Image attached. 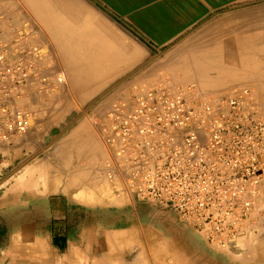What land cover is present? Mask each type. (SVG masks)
I'll return each mask as SVG.
<instances>
[{
  "label": "crops",
  "instance_id": "1",
  "mask_svg": "<svg viewBox=\"0 0 264 264\" xmlns=\"http://www.w3.org/2000/svg\"><path fill=\"white\" fill-rule=\"evenodd\" d=\"M23 6L28 10L40 6L41 14L31 17ZM13 7V11L2 10L0 17L28 24L35 17L42 21V30L29 25L28 31L50 46L43 74L52 85L40 94L31 93L25 101L34 116L31 129L9 146L0 147V174L17 168L10 178L9 204L3 207L10 206L17 217L27 215L26 221L12 224L11 229L18 231L15 236L0 242V264L8 260L11 264H172L170 237L174 252L210 264L207 244L189 232L187 225L164 221L150 227L132 218L136 207L113 204L106 208L99 204L96 189L83 190L87 183H97L104 176L107 162L92 119L98 121L115 100L95 101L99 86L114 84L131 69L145 65L148 54L155 55L194 31H213L219 38L233 32L234 39L226 43L224 51H213L214 62L224 66L213 69L211 84H221L223 77H219L226 75L227 53L233 54L229 59L235 62L234 72L242 74V45L235 40L250 38L251 62L258 59L256 40L264 39V0H15ZM53 38L59 39L58 46L50 41ZM66 69L77 71L68 82ZM106 69L118 72L112 77L98 72ZM55 75H62L64 84H53ZM196 78L208 82L203 76ZM81 113L89 125L82 120L69 124V119ZM59 119L63 125L69 124L67 133L63 140L52 141L61 130H50V125ZM260 209H264V196L242 243L241 253L248 255V262L237 264H264ZM158 210L160 216L168 215V211ZM39 235L46 239L43 245L49 253L42 251L41 260L34 254L41 244ZM160 252L162 256H156Z\"/></svg>",
  "mask_w": 264,
  "mask_h": 264
},
{
  "label": "built area",
  "instance_id": "2",
  "mask_svg": "<svg viewBox=\"0 0 264 264\" xmlns=\"http://www.w3.org/2000/svg\"><path fill=\"white\" fill-rule=\"evenodd\" d=\"M34 38L0 30V147L31 129L25 101L52 85L43 74L50 46ZM93 124L107 155L104 177L120 187L119 198L169 209L219 249L248 234L264 196V103L250 88L205 94L195 84L158 83L115 100Z\"/></svg>",
  "mask_w": 264,
  "mask_h": 264
},
{
  "label": "rangeland",
  "instance_id": "3",
  "mask_svg": "<svg viewBox=\"0 0 264 264\" xmlns=\"http://www.w3.org/2000/svg\"><path fill=\"white\" fill-rule=\"evenodd\" d=\"M0 12L2 10H10L13 11V3L15 0H0ZM25 1V0H24ZM3 3H6V5ZM31 11L28 10L27 7L23 6L22 9L25 11V13L29 14L31 17H33L32 14L38 15L41 14V8L40 6H31ZM33 12V13H31ZM1 15V13H0ZM35 21L32 23H24V22H15L11 20H7L6 18L0 17V30L4 34L5 37L9 35V32L12 30H25L28 31L29 25H34L36 29L42 30L43 29V23L40 20H37L35 17ZM231 30V29H229ZM228 35L226 37H216L214 36V32H200V31H194L189 36L184 37L180 39L178 42L174 43L173 45L169 46L165 50H161L155 53V55L148 54L145 65H142L140 68L136 67L134 69H131V71H128L126 74L121 76L120 78H117L114 82V84L110 86H99V90H101L98 98L95 102H101L106 101L109 99V101L112 100H121V101H127L131 99L134 95L139 93L141 90L152 87L158 83H162L165 86H167L169 89L174 90L177 87L180 86H187L190 84H195L198 89L205 94L213 93L216 91H224L229 90L234 87L238 86H246L250 88L253 93L255 94L256 98L264 103V39H257L256 41H259V47H258V54L256 61L251 62V56L249 55V51L251 50V39L244 37L242 39L235 40L237 45L240 47L242 45V58H243V67H242V74L238 72H234L235 62L233 59H229V57L233 54L227 53V71L226 75L222 74L220 79L223 77V79L220 81L221 84H211L214 82L212 80L214 72L216 70H213L215 67L220 66L221 68L224 66L223 63L216 64L213 60L214 54L213 51H224L227 42H230V40L233 38V32L228 31ZM34 39L36 42H41L42 37L37 36V34H33ZM40 35V34H39ZM52 44L55 46H58L59 39L53 38L50 39ZM202 49L201 53H198ZM138 56V54H137ZM186 59V60H185ZM74 65V64H73ZM106 65V64H105ZM212 71V73H211ZM76 70L74 69H66L65 77L66 81L72 80V75L76 74ZM84 73L91 74V71L85 70ZM100 74L106 75V77H112L114 73L118 71H111V70H101L98 71ZM197 76H203L205 77L204 80L208 82H204L201 79L196 78ZM211 77V80L208 78ZM211 81V83L209 82ZM85 113H81L79 117H74L72 119H69V124H71L75 120H82L85 123L89 125V123L86 120V117L84 115ZM62 119L57 120L56 122H53L50 125V130L53 129H59L61 132L57 136H52V141L57 140H63L64 136L67 133V127L69 124L63 125L60 123ZM94 120L92 119V123ZM12 174H17V168L13 167L8 168L5 172H2L0 174V242L3 241V243L6 242L7 239L11 238L14 234L18 232L17 230H12L11 226L12 224H15L16 221H26L27 215L25 216H19L17 217L16 214H12L10 212V206L3 207L5 204H9L10 195H11V184H10V178ZM107 183V184H106ZM21 184V181H20ZM107 185V187H106ZM91 186L93 189H96L99 193L100 199L99 204L101 206L108 207L107 205H113L116 206H134V210H132V218L136 221H141L147 223V225H151L150 227H153L155 223H162V222H178L181 224L187 225L184 221H182L177 215H175L173 212H171L167 208H163L160 205L156 203H150V202H137V201H129L126 198L123 197H114L116 192L119 191L120 187L118 188L117 185L112 184L110 181H108L104 176L99 178V181L97 183H87V187L83 188V190L89 191L91 189ZM2 195V196H1ZM107 196H112V198H107ZM117 196V195H115ZM121 201V203H113L114 201ZM2 205V206H1ZM162 209L168 211V215L166 216H160V211L158 210ZM2 211V212H1ZM156 211V212H155ZM162 212V211H161ZM172 213L173 215L169 214ZM111 215V214H110ZM110 215H106V219L109 220ZM102 216V214L100 215ZM30 218H32L30 216ZM101 218V217H100ZM102 220V218H101ZM188 226V225H187ZM189 232L195 234L198 237H201L203 241L205 242V237L202 234H199L189 228ZM37 238H40L41 243L38 248H40L41 253L42 250L49 254L47 249H44V243L46 242V239L42 236H37ZM244 238H241L237 241V244L235 248L233 249H219L216 247H212L207 244V247L210 251V264H237L241 261L248 262V255L245 253H241L242 251V243L244 242ZM168 246L171 249L173 256L171 262L172 264H176L180 261V259L183 260V264H200L197 260L193 258L187 259L184 258V256L180 255V252L176 253L175 251V245L174 240L172 237L168 240ZM43 247V248H42ZM197 250V247H195ZM191 249L187 250V253L192 256V251L190 253ZM198 250H201L200 247H198ZM230 252V253H229ZM162 256V253L156 254V256ZM51 259L53 260L52 255ZM233 257V258H232ZM196 258V257H195ZM37 259V258H36ZM189 259L191 261H189ZM41 260V259H37ZM12 262V261H11ZM19 264H26V261H20ZM42 262H35V264H41ZM3 264H11L8 260L7 262H4ZM13 264V263H12Z\"/></svg>",
  "mask_w": 264,
  "mask_h": 264
},
{
  "label": "bare ground",
  "instance_id": "4",
  "mask_svg": "<svg viewBox=\"0 0 264 264\" xmlns=\"http://www.w3.org/2000/svg\"><path fill=\"white\" fill-rule=\"evenodd\" d=\"M237 55H238V54H237ZM106 184H107V183H106ZM106 187H107V185H106ZM118 188H119V187H118ZM124 199H125V198H124ZM260 210H261V209H260ZM155 212H156V211H155ZM252 231H253V230H252ZM36 239H37V238H36ZM38 240H39V239H38ZM42 248H43V247H42ZM44 249H45V248H44ZM42 251H43V250H42ZM44 251H45V250H44ZM29 253L32 254V252H29ZM229 253H230V252H229ZM34 254L36 255L35 257H36L37 259H44V258H43L44 256H42V258H41L40 255H39V254H43V253H41L40 248L36 247V248H35V253H34ZM45 254H46V253H45ZM45 254H44V255H45ZM50 255H51V254H50ZM47 257H48V256H47ZM232 258H233V257H232Z\"/></svg>",
  "mask_w": 264,
  "mask_h": 264
}]
</instances>
